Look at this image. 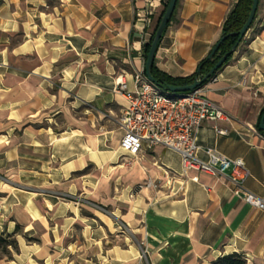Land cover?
Wrapping results in <instances>:
<instances>
[{
	"label": "crops",
	"instance_id": "1",
	"mask_svg": "<svg viewBox=\"0 0 264 264\" xmlns=\"http://www.w3.org/2000/svg\"><path fill=\"white\" fill-rule=\"evenodd\" d=\"M238 1L179 0L155 66L194 74ZM168 2L0 0V235L18 244L0 264H211L234 252L264 264V209L228 177L184 172L181 154L160 145L121 163L128 100L117 78L135 88ZM200 89L227 117L198 129L197 157L243 159L244 187L263 197L264 0ZM149 179L155 187L138 188Z\"/></svg>",
	"mask_w": 264,
	"mask_h": 264
},
{
	"label": "built area",
	"instance_id": "2",
	"mask_svg": "<svg viewBox=\"0 0 264 264\" xmlns=\"http://www.w3.org/2000/svg\"><path fill=\"white\" fill-rule=\"evenodd\" d=\"M135 88L128 90L122 75L117 78L116 91L124 94L128 106L120 115L119 123L124 130L120 147L125 157L136 158L143 146H163L179 152L183 171L190 169L211 175L228 177L235 185V194L253 207L264 209V196L260 197L244 187L250 176L241 158H228L215 149L207 148V160L197 157L200 146L198 129L208 120L227 117L200 88L189 92H170L152 83L139 72L134 76ZM217 132L226 131L217 128ZM151 179L140 184V188L155 187Z\"/></svg>",
	"mask_w": 264,
	"mask_h": 264
},
{
	"label": "trees",
	"instance_id": "3",
	"mask_svg": "<svg viewBox=\"0 0 264 264\" xmlns=\"http://www.w3.org/2000/svg\"><path fill=\"white\" fill-rule=\"evenodd\" d=\"M252 4H253V0H239L237 2L235 7L232 9V11L229 13V15L227 16V18L224 20V22L222 24L221 37L224 36V35H227V34L237 33V32H239L242 29V27L244 26L245 22L247 21V19L249 17V14H250V11H251V8H252ZM167 5H168V3H166L165 9H166ZM178 7H179V1L177 3V6H176V9H175V11L173 13L171 21L177 19ZM259 9H260V4H259L258 10H257L256 17L258 15ZM164 12H165V10H164ZM164 12H163V14H164ZM163 14H162V16H163ZM162 16H161V18H162ZM171 21H170V23H171ZM159 22H160V20H159ZM252 25H251V27H252ZM157 26H156V28H157ZM156 28L154 30V33L152 35V38H151L150 42L147 43L144 46V57H145V59L147 58L151 42H152L153 37L155 35ZM244 40H245V37L241 40L240 44ZM237 41H238V35H232V36L227 37L221 43L219 49L216 51V53L212 57L209 58L207 56L199 63L198 69L200 68V71L197 69V71L194 74L190 75V76H187V77H173V76H171V75H169V74H167V73H165L163 71H160L155 66V64L153 65V68H152L153 76L157 80H163L164 83H168V84H171V85H187V84H191L200 75H206L211 70V68L216 64V62L218 60H220L223 56H225L227 53H229L234 48V46L237 43ZM210 52H209V54H210ZM231 57L232 56H230L227 59L225 64L231 59ZM218 71L213 76H211L208 80H206L203 85L208 83L218 73ZM201 87H199V88H201ZM160 88H162V87H160ZM263 113H264V108L262 109V111L259 114L257 127H258L259 132L264 137V130L260 129V121H261ZM16 232H18V229H17ZM0 250L3 251V252H11V250H13V251H17L18 250V244H17V240L15 238V234H1L0 235ZM211 264H247V260H246V258H245V256L243 254L238 253V252H234V253H231V254H228V255H224V256L218 257L217 259L213 260L211 262Z\"/></svg>",
	"mask_w": 264,
	"mask_h": 264
},
{
	"label": "water",
	"instance_id": "4",
	"mask_svg": "<svg viewBox=\"0 0 264 264\" xmlns=\"http://www.w3.org/2000/svg\"><path fill=\"white\" fill-rule=\"evenodd\" d=\"M179 0H169L168 5L165 9V12L160 20V22L158 23V26L156 28L155 31V35L153 37V40L151 42L150 45V49L145 61V75L147 76V78L154 83L155 85H157L158 87H162L163 89L170 91V92H189V91H193L198 89L199 87H201L204 82L206 80H208L211 76H213L218 70L221 69V67L225 64V62L227 61V59L232 56V54L236 51L237 47L239 46L241 40L246 36L248 30L250 29L251 25L253 24L255 18H256V14H257V10L260 4V0H253V4H252V8L249 14V17L247 19V21L245 22L244 26L242 27V29L237 32V33H231V34H227L222 36L218 42L214 45V47L212 48L210 54L208 55V57H212L216 51L219 49L221 43L229 36L232 35H238V41L235 44L234 48L227 53L225 56H223L220 60H218L216 62V64L211 68V70L206 74V75H200L198 78H196V80L191 83V84H187V85H171L168 83H164L163 80H157L152 73V68L155 62V57H156V53H157V49L158 46L160 44V41L163 37V35L165 34L168 25L172 19L173 13L176 9L177 3ZM200 71V68L198 69ZM260 129L264 130V113L262 115L261 121H260Z\"/></svg>",
	"mask_w": 264,
	"mask_h": 264
},
{
	"label": "rangeland",
	"instance_id": "5",
	"mask_svg": "<svg viewBox=\"0 0 264 264\" xmlns=\"http://www.w3.org/2000/svg\"><path fill=\"white\" fill-rule=\"evenodd\" d=\"M133 162H134V158H129V157L123 156L122 159H121V163L125 164V165H131ZM138 188L141 189L139 187V185H138ZM105 211H107V212L110 211V208H105ZM11 253L12 252H3V251L0 250V259L3 258V257L11 256Z\"/></svg>",
	"mask_w": 264,
	"mask_h": 264
},
{
	"label": "bare ground",
	"instance_id": "6",
	"mask_svg": "<svg viewBox=\"0 0 264 264\" xmlns=\"http://www.w3.org/2000/svg\"><path fill=\"white\" fill-rule=\"evenodd\" d=\"M105 218V217H104Z\"/></svg>",
	"mask_w": 264,
	"mask_h": 264
}]
</instances>
